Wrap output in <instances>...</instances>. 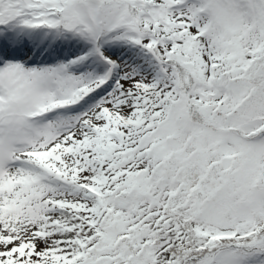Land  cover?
I'll use <instances>...</instances> for the list:
<instances>
[{
	"label": "snow or ice",
	"instance_id": "6c2138e0",
	"mask_svg": "<svg viewBox=\"0 0 264 264\" xmlns=\"http://www.w3.org/2000/svg\"><path fill=\"white\" fill-rule=\"evenodd\" d=\"M0 264H264V0H0Z\"/></svg>",
	"mask_w": 264,
	"mask_h": 264
}]
</instances>
